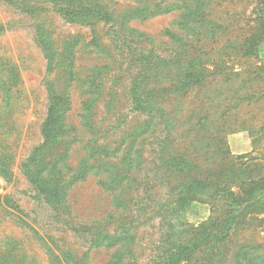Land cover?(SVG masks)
<instances>
[{"label": "rangeland", "instance_id": "374dc122", "mask_svg": "<svg viewBox=\"0 0 264 264\" xmlns=\"http://www.w3.org/2000/svg\"><path fill=\"white\" fill-rule=\"evenodd\" d=\"M262 34L264 0H0V264H264Z\"/></svg>", "mask_w": 264, "mask_h": 264}, {"label": "trees", "instance_id": "16d2710c", "mask_svg": "<svg viewBox=\"0 0 264 264\" xmlns=\"http://www.w3.org/2000/svg\"><path fill=\"white\" fill-rule=\"evenodd\" d=\"M264 39V34H262L259 37V40H263ZM137 60H139L140 62L143 61V57L142 55H139ZM131 91V95H132V100L134 102V104L140 108L143 111H146V116L147 118H151L153 115L152 113H161L162 111L159 108H156L155 106H152L149 102L150 98L145 95L142 94L140 88L137 86V82L133 81L132 86L130 88ZM145 96V97H144ZM52 101H54V98L51 97V102L49 104V107L47 109V114H46V118L44 120V122H48V118H50L51 114V110L50 107L52 106ZM45 122V123H46ZM125 155L126 158L128 157V153H126ZM109 157L108 156H103L102 157V161H106ZM114 170L117 172L116 169L114 168H100L99 171V177H100V184L101 186L108 192L113 193L116 190L117 186H120L122 184V180L121 181H117L115 179H113V174H114ZM131 172L129 170H118V175H123L124 178H127L128 175H130ZM198 184V183H196ZM200 187V185H198ZM190 191H194L195 193L199 192V188L197 187V185L192 186L189 188ZM131 198H127L126 201L127 202H133L132 200H130ZM138 204V201H135V204Z\"/></svg>", "mask_w": 264, "mask_h": 264}, {"label": "crops", "instance_id": "0c3cea01", "mask_svg": "<svg viewBox=\"0 0 264 264\" xmlns=\"http://www.w3.org/2000/svg\"><path fill=\"white\" fill-rule=\"evenodd\" d=\"M231 151L233 152V153H237V152H239L240 150H239V148H237V147H234V146H231Z\"/></svg>", "mask_w": 264, "mask_h": 264}]
</instances>
